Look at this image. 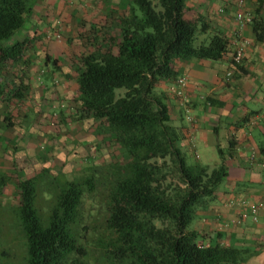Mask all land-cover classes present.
I'll return each mask as SVG.
<instances>
[{"label": "trees", "instance_id": "1", "mask_svg": "<svg viewBox=\"0 0 264 264\" xmlns=\"http://www.w3.org/2000/svg\"><path fill=\"white\" fill-rule=\"evenodd\" d=\"M186 1L127 0L117 41L78 57L73 114L98 121L126 157L90 160L61 182L47 168L17 177L11 221L0 226V240L15 243L0 249V264L245 263L246 248L207 244L190 227L214 200L226 166L186 161L159 86L177 79L174 59L216 61L230 50L224 35L184 18ZM31 10L30 0H0V74L22 56L27 40L14 35ZM6 183L0 172V196Z\"/></svg>", "mask_w": 264, "mask_h": 264}, {"label": "crops", "instance_id": "2", "mask_svg": "<svg viewBox=\"0 0 264 264\" xmlns=\"http://www.w3.org/2000/svg\"><path fill=\"white\" fill-rule=\"evenodd\" d=\"M30 2L32 10L29 17L14 35L18 40H30V44L24 45L21 58L12 62V67L17 64L19 70L11 75L19 82L22 80L29 84L27 93L44 98L56 81V74L51 69L57 68V61L53 66L50 58L55 54V47L51 45L54 42L44 40L47 29L55 35L61 28L64 30V22L73 15L74 21L78 22L76 15L82 11L94 12L108 6L106 9L112 12L113 6L108 5L107 0ZM238 11L249 16L251 22L238 21ZM184 18L204 23L209 31L224 35L230 50L216 61L173 60L177 76L186 78L183 100L173 94L168 95L166 90L173 86V82L159 86L168 96L170 118L180 131L181 146L188 149L186 143H194V147L198 145L200 164L215 166L223 162L226 166V176L215 191L214 200L206 208L198 210L192 228L207 244L246 248L248 256L244 264H264V0H245L242 6L237 4V0H187ZM74 28H78L76 24L69 26L68 30L73 32ZM255 28L261 33L260 39L256 37ZM118 36L108 35L115 41ZM203 36L205 33L201 34ZM242 40L245 42L244 56L242 62L235 66L230 62L231 54ZM43 41L48 45H41ZM26 53L30 54L28 59ZM39 55L44 59H36ZM47 57L50 61H46ZM55 58L58 60L57 56ZM40 76H50L51 79V86L42 87L45 88L42 93L33 87L34 83L40 84ZM28 126L31 127L24 126L30 132L28 136L19 141L15 138L14 142L29 143L28 139L40 128L32 127V124ZM238 199L263 203L256 222L249 218L235 222L240 209Z\"/></svg>", "mask_w": 264, "mask_h": 264}, {"label": "rangeland", "instance_id": "3", "mask_svg": "<svg viewBox=\"0 0 264 264\" xmlns=\"http://www.w3.org/2000/svg\"><path fill=\"white\" fill-rule=\"evenodd\" d=\"M107 2L108 5L113 6L112 12L106 9L108 6H103L94 12L82 11L76 15L78 22L74 21V15L68 19V22H64L66 24L64 30L61 28L55 35L51 29L45 32L44 40L55 43L51 44L55 47V54L50 58L56 59L57 56L58 60L57 68L51 69L53 74H56L54 77L56 81L52 84L51 92L48 90L49 94H46L44 98L27 93L29 84L13 78L11 73L19 70L17 64L12 67V62L15 61L5 63L0 74V81L4 85V96L0 99V172L6 174L7 183L0 196V214H2L0 226L5 221V224L11 221V208L17 202V177H41L43 170L47 168L49 173L61 182L77 175L80 168L87 165L90 160L99 164L115 158L122 160L126 157L105 129L101 126L98 128L100 124L98 121L90 118L78 119L75 115L77 114L76 106H78L75 83L78 57L88 53L91 48L107 49L110 46L108 35L119 34L120 18L127 15L126 0H107ZM73 24L78 27L73 29L74 33L68 30V27ZM45 41L39 45L47 46ZM29 44L30 40L26 45ZM51 49L48 51H52ZM29 57L30 54L26 53V58ZM36 59H44V57L39 55ZM46 61L50 60L46 59ZM43 70L46 68L44 67ZM39 81L40 84L34 83L33 87L41 93L45 91L42 87L51 86L50 76H40ZM19 86H21L19 90L21 95L17 96L14 91L17 87L20 88ZM171 88L166 90L168 95L172 94ZM62 109H65V113ZM5 115L8 116L6 120L3 118ZM51 119L52 122H50ZM6 123L11 128L8 129ZM28 124H32V127H40L38 132L28 139L29 143L14 142L15 138L19 141L28 136L30 132L25 129L26 126L31 127ZM186 144L189 146L186 149V161L198 163V156L200 158L198 145L194 147V143ZM202 158L201 155V160ZM192 226L193 222L190 224V227ZM14 243L15 239L10 237L8 242L0 245V249L8 246L13 249Z\"/></svg>", "mask_w": 264, "mask_h": 264}, {"label": "built area", "instance_id": "4", "mask_svg": "<svg viewBox=\"0 0 264 264\" xmlns=\"http://www.w3.org/2000/svg\"><path fill=\"white\" fill-rule=\"evenodd\" d=\"M244 1L245 0H237V4L239 6H242ZM236 19L242 23L251 22V18L245 15L242 11H238L236 13ZM244 47H245V42L244 40H242L241 42L238 43L237 47L234 49L233 53L231 54L232 62H234L237 65L242 62L244 56L243 53ZM185 87H186V78L177 77L171 88V93L174 96L183 100L185 97V93H184ZM229 202L232 203L233 201L230 200ZM237 204L240 209L237 213L235 222L239 223L248 218L253 222H256L258 220L259 217L258 211L263 206L262 202H251L246 199H238Z\"/></svg>", "mask_w": 264, "mask_h": 264}]
</instances>
